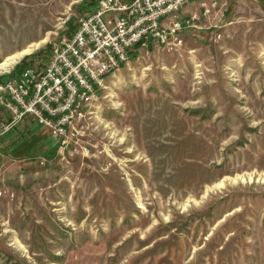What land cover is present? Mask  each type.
Instances as JSON below:
<instances>
[{
  "label": "rangeland",
  "instance_id": "obj_1",
  "mask_svg": "<svg viewBox=\"0 0 264 264\" xmlns=\"http://www.w3.org/2000/svg\"><path fill=\"white\" fill-rule=\"evenodd\" d=\"M96 1L0 0V61H46ZM225 2L109 74L67 148L0 139V264H264V0Z\"/></svg>",
  "mask_w": 264,
  "mask_h": 264
},
{
  "label": "built area",
  "instance_id": "obj_2",
  "mask_svg": "<svg viewBox=\"0 0 264 264\" xmlns=\"http://www.w3.org/2000/svg\"><path fill=\"white\" fill-rule=\"evenodd\" d=\"M96 2L95 9L81 13L70 36L51 43L46 61L6 71L11 75L0 81V139L30 120L48 128L61 150L67 148L109 74L155 48L180 47L185 31L226 8L225 0ZM220 37L214 34L216 41Z\"/></svg>",
  "mask_w": 264,
  "mask_h": 264
},
{
  "label": "bare ground",
  "instance_id": "obj_3",
  "mask_svg": "<svg viewBox=\"0 0 264 264\" xmlns=\"http://www.w3.org/2000/svg\"><path fill=\"white\" fill-rule=\"evenodd\" d=\"M43 42V41H41ZM40 42L32 43L25 48L20 49L19 51L7 55L0 61V72L7 70L14 62H16L23 55L34 50Z\"/></svg>",
  "mask_w": 264,
  "mask_h": 264
},
{
  "label": "crops",
  "instance_id": "obj_4",
  "mask_svg": "<svg viewBox=\"0 0 264 264\" xmlns=\"http://www.w3.org/2000/svg\"><path fill=\"white\" fill-rule=\"evenodd\" d=\"M21 125H24V123H23V124H21ZM19 126H20V125H19ZM3 157H4V156H3V154H1L0 158H1V159H3Z\"/></svg>",
  "mask_w": 264,
  "mask_h": 264
}]
</instances>
